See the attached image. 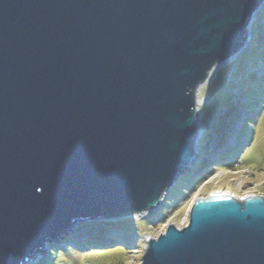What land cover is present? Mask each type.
Instances as JSON below:
<instances>
[{
    "label": "water",
    "instance_id": "obj_1",
    "mask_svg": "<svg viewBox=\"0 0 264 264\" xmlns=\"http://www.w3.org/2000/svg\"><path fill=\"white\" fill-rule=\"evenodd\" d=\"M263 1L0 0V264L154 209L193 160L195 88ZM138 264H264V200H195Z\"/></svg>",
    "mask_w": 264,
    "mask_h": 264
},
{
    "label": "rangeland",
    "instance_id": "obj_2",
    "mask_svg": "<svg viewBox=\"0 0 264 264\" xmlns=\"http://www.w3.org/2000/svg\"><path fill=\"white\" fill-rule=\"evenodd\" d=\"M259 6L254 24L247 30L245 26L250 42L216 62L194 90L203 112L202 136L194 148L197 156L163 192V200L134 217H102L94 227L47 241L46 253L27 264H138L149 238L157 237L170 224L184 226L195 200L206 198L213 190L226 191L240 201L249 194L264 200V92L257 97L248 92L264 82V1ZM231 140L238 145L228 149ZM182 179L187 185H180ZM114 235L131 240L133 245L130 249L118 243L87 246Z\"/></svg>",
    "mask_w": 264,
    "mask_h": 264
},
{
    "label": "bare ground",
    "instance_id": "obj_3",
    "mask_svg": "<svg viewBox=\"0 0 264 264\" xmlns=\"http://www.w3.org/2000/svg\"><path fill=\"white\" fill-rule=\"evenodd\" d=\"M260 6H258L250 15H249V18L247 20V23H246V30L254 24V21H255V12H257L258 8ZM249 39L246 38V41H245V45H247V43H249ZM243 46V47H244ZM214 67V66H213ZM209 73V72H208ZM202 105V101L198 100L195 98V108H196V121H195V136H194V140H193V153H194V157H193V160L194 158L197 156V153L195 152L197 149H194L195 146H197L199 144V139L201 138L202 136V131H203V128H202V119H203V112L200 108V106ZM230 138V137H229ZM237 141H233L231 140L230 141V144H229V147L228 149L232 148V147H235L237 146L238 144H236ZM217 195H229L228 192L226 191H221V190H213L212 193H210V196H217ZM254 194H249L247 196H252ZM255 196H258V195H255ZM246 197V196H245ZM244 197V198H245ZM243 198V199H244ZM163 200V198L161 197L160 198V202ZM28 262L26 261L24 264H27Z\"/></svg>",
    "mask_w": 264,
    "mask_h": 264
},
{
    "label": "trees",
    "instance_id": "obj_4",
    "mask_svg": "<svg viewBox=\"0 0 264 264\" xmlns=\"http://www.w3.org/2000/svg\"><path fill=\"white\" fill-rule=\"evenodd\" d=\"M254 85L256 86V84L254 83ZM258 86V89L257 87H251L248 89V92H249V95H253L255 93L256 96L254 97H257V95H259L260 93L264 92V82L263 83H258L257 84ZM257 89V91H256ZM247 95L249 98L250 96ZM180 182V185H187V182L185 181V179H182L179 181ZM120 244L121 247L125 248V249H130L129 247L133 244H131V240H128V239H125L123 238L122 236L120 235H114L113 237L109 238L108 240L104 241V242H91L89 243L87 246H92V245H112V244ZM55 243L52 242V245H54ZM49 245V244H47ZM109 251V250H108ZM107 251L105 252H99V253H90L89 255H99V254H104L106 253Z\"/></svg>",
    "mask_w": 264,
    "mask_h": 264
},
{
    "label": "built area",
    "instance_id": "obj_5",
    "mask_svg": "<svg viewBox=\"0 0 264 264\" xmlns=\"http://www.w3.org/2000/svg\"><path fill=\"white\" fill-rule=\"evenodd\" d=\"M134 215H138L137 213L132 214L131 216L134 217Z\"/></svg>",
    "mask_w": 264,
    "mask_h": 264
}]
</instances>
